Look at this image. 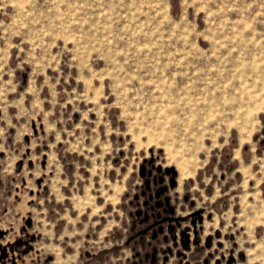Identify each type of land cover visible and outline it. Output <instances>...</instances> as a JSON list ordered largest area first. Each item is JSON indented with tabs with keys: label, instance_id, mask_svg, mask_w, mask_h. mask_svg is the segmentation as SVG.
Returning a JSON list of instances; mask_svg holds the SVG:
<instances>
[{
	"label": "rangeland",
	"instance_id": "374dc122",
	"mask_svg": "<svg viewBox=\"0 0 264 264\" xmlns=\"http://www.w3.org/2000/svg\"><path fill=\"white\" fill-rule=\"evenodd\" d=\"M25 65L29 88L15 97L10 67ZM44 90L51 104H71L67 114L80 131L57 138L68 150L87 142V159L105 173L119 157L120 191L133 172L131 222L144 209L146 196L136 202L132 192L145 175L154 190L176 172L168 194L180 212L187 202L177 177L197 180L225 147L264 135V0H0V110L16 107V117L37 110ZM5 119L13 124L0 115V140ZM6 153L0 177L17 156ZM159 175L164 181L154 186ZM2 178L0 221L25 228L33 221L32 178L24 186ZM24 233H13V245L26 243ZM167 242L176 256L181 247Z\"/></svg>",
	"mask_w": 264,
	"mask_h": 264
},
{
	"label": "crops",
	"instance_id": "0c3cea01",
	"mask_svg": "<svg viewBox=\"0 0 264 264\" xmlns=\"http://www.w3.org/2000/svg\"><path fill=\"white\" fill-rule=\"evenodd\" d=\"M25 67H10L17 83L15 97L29 88L30 71ZM43 93L37 106L40 109L22 110L19 117L16 107L0 110L1 116L10 114L13 122L8 126L5 119L2 125L0 171L6 170L3 158L7 148L17 155L12 172L0 178L17 179L22 186L32 178L33 187V221L25 228L19 221L15 225L0 221V264H131L134 244H126L132 233L125 203L133 172L125 176L120 191L125 168L119 157L105 173L103 166H94L87 159V142L86 146L80 144L81 155L68 150L64 140L58 139H65L67 130L80 131L74 129L76 125L67 114L71 104L66 103V108L59 106V101L51 104L50 95ZM29 104L25 102L27 107ZM45 112L49 113L46 117ZM72 116L80 117L78 113ZM236 145L225 147L224 155L211 159L205 170L198 172L197 180L186 183L177 177L180 196H189L180 213L203 209L197 224L198 243L193 244L191 237L190 245L203 247L202 257L210 251L209 264H229L230 258L231 264H264V135L256 133ZM191 201L196 202L194 208ZM17 229L27 235L26 243L19 246L13 245ZM159 264L186 263L172 255L159 257Z\"/></svg>",
	"mask_w": 264,
	"mask_h": 264
},
{
	"label": "flooded vegetation",
	"instance_id": "af4514ba",
	"mask_svg": "<svg viewBox=\"0 0 264 264\" xmlns=\"http://www.w3.org/2000/svg\"><path fill=\"white\" fill-rule=\"evenodd\" d=\"M170 177L171 176H169V178ZM173 179L175 181V176H173ZM141 180H142V183L138 187H136V191L132 192V199L134 198L135 194H138L139 195L138 198H140L141 191L145 190V181L147 180L146 175ZM175 186H176V182H175ZM167 194H168V192L165 193L164 195H167ZM145 196L147 197V194H145ZM145 196H143V197H145ZM137 199H135L136 202H137ZM188 199H189V196H187V195L183 196L184 202H188ZM132 202H133V200H132ZM171 204H173L172 198H171ZM173 205L175 206V204H173ZM189 205L191 208H194L195 207L194 201L189 202ZM182 211H180V212H182ZM196 211H199V212L195 213ZM180 212H176V206H175V215L178 217L181 216V217H185V218L183 220H181L180 224L175 228L174 237H171L170 234L168 233L167 229L165 228L164 232L161 235H159L160 241L158 243L153 242L150 246L144 245L143 247L140 246V243L138 241V237H132L138 230H140L143 227V226L136 225L133 229H131L132 222L135 221V219L138 220V218H139V217H136L134 215L135 219L132 220L131 227H130V232L132 234L129 235L128 241L126 243V244H129L130 242H132L134 244L132 247L133 248L134 261L131 264H133V263L151 264L149 261L150 260V254L149 253H151L152 246H154V245L157 248L156 261L155 262H156V264H159V257L166 259L168 257V254H172V252H173L172 247L169 246V242H167L168 239L172 240V243L174 244V246L177 245L178 247H181V248H178L176 250V255L178 257L179 256L182 257L185 260L186 264H209V261L212 258V253L210 251H208L202 257L201 252H202L203 247L195 248V247L190 245L191 237H194L193 238V244L198 243L199 235H198V230H197V224L202 220L203 209L196 208L193 211L186 213V214H181ZM132 217H133V213H132ZM199 217H200V219H198ZM193 219H194V223H192ZM182 231H184V233H181ZM164 235H167L166 241H164L162 239V237ZM144 238L146 241H148L149 240V234L147 233L144 236ZM206 245L209 247V241L208 240L206 242ZM144 249H147V251L143 252L142 250H144ZM136 252H139V254L136 255ZM2 256H6V252H2ZM145 256L147 258H145ZM196 256H198V258L196 260H194ZM140 259H142V260L140 261ZM205 261H207V262L205 263ZM228 263L229 264L232 263V258L228 259Z\"/></svg>",
	"mask_w": 264,
	"mask_h": 264
},
{
	"label": "water",
	"instance_id": "95a60500",
	"mask_svg": "<svg viewBox=\"0 0 264 264\" xmlns=\"http://www.w3.org/2000/svg\"><path fill=\"white\" fill-rule=\"evenodd\" d=\"M157 171L161 172L160 167L157 168ZM169 171L170 169H165L166 173H169ZM175 173L176 172L174 170L171 171L172 176L175 175ZM141 174L143 175L144 173L142 172ZM172 176L169 178V185L162 184L155 187L154 190L151 188V180L147 179L145 181V190L141 191L140 193L141 196H145V194H147V197L142 202L144 209H137L135 211V216L139 218L137 221L132 222L131 227V229H133L136 225L143 226L132 236L138 237V241L142 247L144 245L150 246L153 242L158 243L160 241L159 235L164 232L165 228L167 229L170 236L174 237L175 228L180 224V221L185 218L175 215V206L171 204V196L169 194L164 195L168 192L169 188H173L175 186V181ZM162 182L163 177L161 175L152 178V184L154 186ZM138 196V194H135L134 199H137ZM197 212L199 211H196L195 213ZM198 219H200V217ZM192 223H194V219L192 220ZM147 233L149 234L148 241H146L144 238ZM181 233H184V231ZM162 239L166 241L167 235H164ZM156 253L157 248L154 245L152 246L151 253H149V261L151 264H156ZM138 254L139 252H136V255ZM145 258L147 257L145 256ZM141 260L142 259H140V261ZM206 262L207 261H205V263Z\"/></svg>",
	"mask_w": 264,
	"mask_h": 264
}]
</instances>
